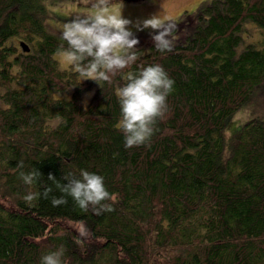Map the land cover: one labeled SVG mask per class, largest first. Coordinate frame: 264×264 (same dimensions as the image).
<instances>
[{
    "label": "trees",
    "instance_id": "trees-1",
    "mask_svg": "<svg viewBox=\"0 0 264 264\" xmlns=\"http://www.w3.org/2000/svg\"><path fill=\"white\" fill-rule=\"evenodd\" d=\"M52 1L0 0V264H264V118L225 135L264 82V0L120 57L52 33Z\"/></svg>",
    "mask_w": 264,
    "mask_h": 264
},
{
    "label": "rangeland",
    "instance_id": "rangeland-1",
    "mask_svg": "<svg viewBox=\"0 0 264 264\" xmlns=\"http://www.w3.org/2000/svg\"><path fill=\"white\" fill-rule=\"evenodd\" d=\"M203 1L206 0H53L47 4L53 17L46 23L56 35L103 44L112 56L120 57L140 48L146 52L152 44L177 43L190 36L197 21L196 10ZM245 30L247 41L259 37L253 25H246ZM54 59L61 68H67L74 56L62 52ZM254 117L264 118V82L230 118L225 135L239 132ZM75 228L82 234L80 226Z\"/></svg>",
    "mask_w": 264,
    "mask_h": 264
},
{
    "label": "water",
    "instance_id": "water-1",
    "mask_svg": "<svg viewBox=\"0 0 264 264\" xmlns=\"http://www.w3.org/2000/svg\"><path fill=\"white\" fill-rule=\"evenodd\" d=\"M21 47L23 48V50H24L25 52L28 51V48H27L25 45L21 44Z\"/></svg>",
    "mask_w": 264,
    "mask_h": 264
},
{
    "label": "bare ground",
    "instance_id": "bare-ground-1",
    "mask_svg": "<svg viewBox=\"0 0 264 264\" xmlns=\"http://www.w3.org/2000/svg\"><path fill=\"white\" fill-rule=\"evenodd\" d=\"M24 51V50H23ZM25 52V51H24Z\"/></svg>",
    "mask_w": 264,
    "mask_h": 264
}]
</instances>
